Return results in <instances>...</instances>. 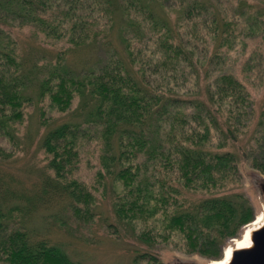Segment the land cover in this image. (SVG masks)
I'll list each match as a JSON object with an SVG mask.
<instances>
[{"label":"trees","instance_id":"16d2710c","mask_svg":"<svg viewBox=\"0 0 264 264\" xmlns=\"http://www.w3.org/2000/svg\"><path fill=\"white\" fill-rule=\"evenodd\" d=\"M223 4L0 0V136L16 141L33 94L74 118L40 108L45 163L35 195L0 162V264H83L26 222L52 201L56 213L86 223L99 188L145 244L182 239L185 252L212 260L240 237L257 213L242 191L240 156L264 174V149L238 143L255 110L246 82L223 67L212 74L210 65L261 35L264 3L234 0L231 12ZM90 124L102 144L92 187L74 176ZM257 124L264 129V106ZM10 156L0 142V161Z\"/></svg>","mask_w":264,"mask_h":264},{"label":"rangeland","instance_id":"374dc122","mask_svg":"<svg viewBox=\"0 0 264 264\" xmlns=\"http://www.w3.org/2000/svg\"><path fill=\"white\" fill-rule=\"evenodd\" d=\"M222 1L224 8L231 12L234 0ZM252 1L258 5L264 3V0ZM50 41L47 40V42ZM41 48L53 49L50 43H43ZM81 53L86 54L87 52ZM73 61L80 66L75 59ZM221 67L233 72L246 82L251 92L253 107H255L245 135L243 139L240 138L238 143H247L255 146L257 150H263L264 129L259 131L257 123L261 118V109L264 106V30L261 35L246 38V44H237L231 52L230 58H227L224 64H211L212 74ZM187 78L190 81L194 76L189 75ZM29 94L32 92L29 91ZM77 102L76 99L72 107H75ZM41 107L46 117L74 119L69 112L57 111L49 103L47 96L38 100L33 94V99L25 107L24 119L17 124L16 141L8 142L5 137L0 136V142L7 151H11L9 158L0 161L9 173L8 179L14 185L23 187L24 189L21 190L25 193L32 195L39 191L40 168L45 163L44 154L39 145V138L43 133V127L39 123ZM98 135V130L91 124L86 125L81 131L80 162L74 175L91 187L99 186L96 181V172L101 166L99 155L102 144ZM256 135L257 139L254 138ZM234 148L235 152L240 155L238 147L234 146ZM239 169L242 177V191L253 203L257 212L256 216H258L262 206L252 182V172L260 170L243 160L242 156H240ZM101 191L102 188H99L98 191L94 190L97 196L93 208L94 214L86 223L76 221L69 212L65 216L56 213L54 210L57 209L55 208L57 206L52 201L32 214L26 223L33 232L47 236L59 244L73 259L79 260L83 264H149L146 259L148 256L141 255L143 253L156 254L165 263L171 262L176 257L203 263L211 261L200 254L185 252L182 247V239H179L178 246H175L174 242L163 240L151 245L139 241L131 230L115 216L110 196L102 195ZM236 238L240 237L228 239L225 248L233 244ZM138 256L136 263L135 258Z\"/></svg>","mask_w":264,"mask_h":264},{"label":"water","instance_id":"95a60500","mask_svg":"<svg viewBox=\"0 0 264 264\" xmlns=\"http://www.w3.org/2000/svg\"><path fill=\"white\" fill-rule=\"evenodd\" d=\"M252 182L256 189L262 210L260 212L261 219L250 227L249 243L239 246L233 243L230 246V257L223 264H264V174L260 171L252 172ZM258 216L255 217V219ZM248 228V227H247ZM247 228L244 229L242 237L247 233ZM226 250V248H225ZM225 250L223 257L225 256ZM214 260L208 263L199 262L196 260H187L180 257L174 258L166 264H213Z\"/></svg>","mask_w":264,"mask_h":264},{"label":"bare ground","instance_id":"6f19581e","mask_svg":"<svg viewBox=\"0 0 264 264\" xmlns=\"http://www.w3.org/2000/svg\"><path fill=\"white\" fill-rule=\"evenodd\" d=\"M261 216L262 215L259 214L256 219H254L253 221H251L250 223H248V225H246V228L248 227L247 228V233L244 235V237L236 238L235 243H237L239 246H241V245H247L249 243V241H250L249 240V230H250V227L253 224H256L261 219ZM230 252H231V248H230V246H227L226 247V250H225V256L222 257L219 260H214L213 264H223L230 257Z\"/></svg>","mask_w":264,"mask_h":264}]
</instances>
